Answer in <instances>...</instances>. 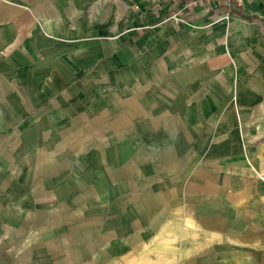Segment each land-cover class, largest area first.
Returning <instances> with one entry per match:
<instances>
[{
	"label": "crops",
	"instance_id": "1",
	"mask_svg": "<svg viewBox=\"0 0 264 264\" xmlns=\"http://www.w3.org/2000/svg\"><path fill=\"white\" fill-rule=\"evenodd\" d=\"M263 116L264 0H0V185L32 146L116 163L135 198L106 216L102 166L39 163L0 201V264H264ZM62 177L69 209L29 200Z\"/></svg>",
	"mask_w": 264,
	"mask_h": 264
},
{
	"label": "rangeland",
	"instance_id": "2",
	"mask_svg": "<svg viewBox=\"0 0 264 264\" xmlns=\"http://www.w3.org/2000/svg\"><path fill=\"white\" fill-rule=\"evenodd\" d=\"M112 116H114V115H111V117ZM128 132L131 134L125 135V137H126V139L127 138L131 139L133 131L132 130L127 131V133ZM77 133L79 134V141H82L85 139H90V140L94 139V140H99V141H101L102 139H106V141H107L110 139H114L116 137L120 138L119 134H116V133H118V130H108V129H105V130L102 129L99 131H97V130H94V131L78 130ZM120 133H123V132H120ZM71 134L73 135L74 132H72ZM66 136H70V135H66ZM82 138H84V139H82ZM9 148L11 149L10 152L12 153V151L15 150L17 147L10 146ZM43 149H44L43 150L44 153L42 155L43 158H48L47 155L52 154V153H50L51 150H53V149H55V150L61 149L62 150L64 148L63 147H55V146L54 147L53 146H50V147L45 146V147H43ZM27 150H28V153L25 152L24 156L26 157V160H28V159L29 160L28 161H22V166H23L22 168H24V170H19V169H21V167L18 169L16 167V170L14 167H12L11 168L12 183H8L5 181L4 183H2L0 185V186H4V184H6V186L10 185L8 188H9V190H11V192L7 193L6 195L3 194L2 191H0V201L11 202L15 198H17L23 194H26L25 192L27 191V189H24L23 192L15 189V186L16 185L21 186L22 182L23 183L27 182V184L29 182H31V184H29V186L31 185V189H32L33 179H30V177H29L30 181L27 179L26 171L29 172V176H30V173L33 172L35 165H37L39 163H42V165H45V166H56L57 169H62V172H63L62 176H66L68 173L73 172V171L69 172V170L73 169V168H77L79 171L84 170V171H82L83 173L89 172L91 174V173L96 171V170H92V168L95 169V168L102 166L103 170H101L100 172H102V173L104 172V175L101 174L102 176L100 178H96V180H94L93 185L95 188H92V189H95L96 191L99 192L98 196H100L101 199H99V200L95 199L94 203H96L98 201H101V202L109 201V202H111V206L106 208V212H107L106 216H108V215L111 216L110 214L116 215L117 213L123 214V215H125V213H126V215H127L126 217H130V216H128L130 214L133 215V208H134V203H135L134 202L135 201L134 194L132 193L133 192L134 179L133 178H130V179L126 178L124 181L123 179L116 177L118 174L116 163H114L112 165V162H100V161L81 162L80 161V157H81L80 155H78L77 157H73L70 153H68V151L60 152L56 155V157H59L57 159L60 163H54V164L49 163V162H47V161H49L48 159L45 162H42V161L37 162V161L32 160V159H37L39 157L36 154V153H39L37 151V147H32V146L27 147ZM100 154L101 153H99V156H97V157L94 156V157H96V158L106 157V156H102ZM86 157L92 158L91 156H89V154ZM19 159H20L19 161H21V158H19ZM69 160H71V162ZM77 160H79V161L76 162ZM17 162L18 161H16L15 164H17ZM15 164L11 163V165H15ZM89 166L91 167V169L85 171V169L89 168ZM259 167L263 170V176H264V161L262 163H260ZM6 169H9L8 164L6 162H2L0 164V170H2V172H4V170H6ZM23 173L25 175L24 178H22ZM13 175H14V177H12ZM92 177H94V176H92ZM71 180L73 182L74 178L71 179L70 177H62L60 179L61 186L59 185L60 188L56 194H53V191L49 190L52 187H47V191H46L47 193L44 195L41 194V196H39L37 198L32 195L33 193L32 194L29 193V195H30L29 200L32 203L40 201L39 203L41 205L44 204L47 206L48 205L52 206L53 202L56 201L58 203L57 205L60 206V209H58V210H62V209L67 210L69 208H63V207L67 206L68 205L67 203L73 202V204H74L75 201L79 202L80 200H78V196L82 192L81 189L76 190V185L74 184V182L72 183ZM2 181H4V180H2ZM13 181H14V183H13ZM78 183H79V186L84 184V183H80L79 179H78ZM46 184H47V182H46ZM89 185H91V184H87L86 187ZM70 186H72L73 188H71ZM105 187H111L112 190L110 192L106 191ZM79 188H81V187H79ZM83 188H85V187H83ZM123 190H125V194H123ZM19 192H22V193L17 195ZM75 198H76V200H75ZM106 203H108V202H106ZM75 211L77 212V215L81 212V210H77V209ZM69 212H71V211H68V213ZM97 212L98 211H96V213ZM111 217H113V215Z\"/></svg>",
	"mask_w": 264,
	"mask_h": 264
},
{
	"label": "built area",
	"instance_id": "3",
	"mask_svg": "<svg viewBox=\"0 0 264 264\" xmlns=\"http://www.w3.org/2000/svg\"><path fill=\"white\" fill-rule=\"evenodd\" d=\"M228 1L234 3V4L237 5V6H240V5H242V3H243L244 1H248V0H228Z\"/></svg>",
	"mask_w": 264,
	"mask_h": 264
}]
</instances>
